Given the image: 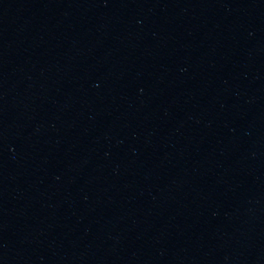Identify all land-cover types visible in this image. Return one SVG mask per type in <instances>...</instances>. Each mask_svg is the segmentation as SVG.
Segmentation results:
<instances>
[{"label": "water", "instance_id": "95a60500", "mask_svg": "<svg viewBox=\"0 0 264 264\" xmlns=\"http://www.w3.org/2000/svg\"><path fill=\"white\" fill-rule=\"evenodd\" d=\"M0 264H264V0H0Z\"/></svg>", "mask_w": 264, "mask_h": 264}]
</instances>
